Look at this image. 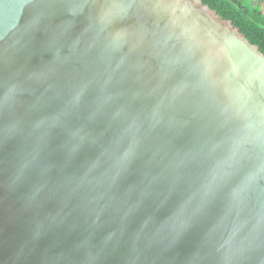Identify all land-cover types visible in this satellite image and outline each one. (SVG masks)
<instances>
[{
	"label": "water",
	"instance_id": "95a60500",
	"mask_svg": "<svg viewBox=\"0 0 264 264\" xmlns=\"http://www.w3.org/2000/svg\"><path fill=\"white\" fill-rule=\"evenodd\" d=\"M0 264H264V54L201 0H0Z\"/></svg>",
	"mask_w": 264,
	"mask_h": 264
},
{
	"label": "trees",
	"instance_id": "16d2710c",
	"mask_svg": "<svg viewBox=\"0 0 264 264\" xmlns=\"http://www.w3.org/2000/svg\"><path fill=\"white\" fill-rule=\"evenodd\" d=\"M264 54V0H201Z\"/></svg>",
	"mask_w": 264,
	"mask_h": 264
},
{
	"label": "crops",
	"instance_id": "0c3cea01",
	"mask_svg": "<svg viewBox=\"0 0 264 264\" xmlns=\"http://www.w3.org/2000/svg\"><path fill=\"white\" fill-rule=\"evenodd\" d=\"M263 6H264V2H263Z\"/></svg>",
	"mask_w": 264,
	"mask_h": 264
}]
</instances>
